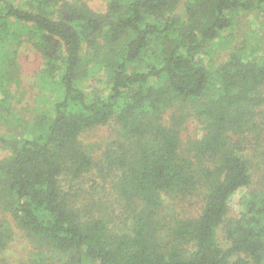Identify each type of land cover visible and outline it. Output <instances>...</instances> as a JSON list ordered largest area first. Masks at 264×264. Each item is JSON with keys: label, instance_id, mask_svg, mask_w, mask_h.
<instances>
[{"label": "trees", "instance_id": "1", "mask_svg": "<svg viewBox=\"0 0 264 264\" xmlns=\"http://www.w3.org/2000/svg\"><path fill=\"white\" fill-rule=\"evenodd\" d=\"M2 3L0 115L21 43L42 58L49 107L27 135L0 137V213L11 218L0 217V252L14 224L62 264H264V56L236 49L211 70L199 58L232 11L264 0H109L103 15L86 0ZM98 65L110 68L101 87ZM189 107L202 133L183 150ZM111 119L121 138L96 157L81 134ZM86 175L95 189L108 177L114 204L78 206L72 185ZM198 190V212L165 233L164 196Z\"/></svg>", "mask_w": 264, "mask_h": 264}, {"label": "rangeland", "instance_id": "2", "mask_svg": "<svg viewBox=\"0 0 264 264\" xmlns=\"http://www.w3.org/2000/svg\"><path fill=\"white\" fill-rule=\"evenodd\" d=\"M2 1L0 0V5L3 4ZM13 1L19 6H25V0ZM86 2L92 11L103 15L106 13L109 0H86ZM230 17L231 24L221 30L218 37L200 51L199 58L209 70L223 62L230 52L236 49L247 50L250 47H256L257 55L264 56V5H254L248 10H234L230 13ZM16 49L19 50L17 51L18 55L14 57L11 79L6 83L8 96L11 97L7 106L8 113L3 111L0 115V137H23L27 135L35 117L49 107L48 97L42 92L39 84L38 74L42 67L41 56L27 43H21ZM10 57L13 59V55ZM109 69L106 65H98L94 71L95 82H97L96 84L94 82V85L101 87L104 84L107 80V73L110 72ZM1 93L3 92L0 89V96ZM172 110L178 112L175 107L168 109L164 114L166 122ZM186 110L189 111V115L182 125L180 134L183 150L189 148L191 143L202 133L198 118L192 114L190 107ZM80 138L82 144L90 149V153L97 157L112 141L121 138V132L114 119H111L106 125L87 129ZM7 152L0 142V158ZM91 175L74 181L76 183L72 185V192L76 197L75 202L78 206L90 208L91 203L98 201L114 204L112 194L108 193L111 190V182L108 177H106V183L103 186L95 189L92 188ZM94 175L98 176V171H95ZM243 194V191H239L231 197L229 203L231 216L241 210L243 204L241 196ZM201 199V190L185 198L164 196L165 206L162 209L163 216L166 217L165 221L162 222L164 232L168 222L171 224V220L179 216L194 215L198 212ZM3 213H0V217L3 216ZM4 217L11 220L6 212ZM10 225L13 229V235L7 248L0 252V264H62L58 261L59 259L51 258L48 254L38 253V248L29 240L26 233L14 224ZM84 264L96 263L85 261Z\"/></svg>", "mask_w": 264, "mask_h": 264}]
</instances>
